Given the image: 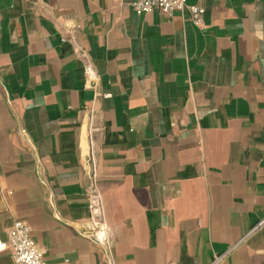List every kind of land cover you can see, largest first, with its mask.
<instances>
[{
    "label": "crops",
    "instance_id": "crops-1",
    "mask_svg": "<svg viewBox=\"0 0 264 264\" xmlns=\"http://www.w3.org/2000/svg\"><path fill=\"white\" fill-rule=\"evenodd\" d=\"M185 3L200 27L121 0H0L3 240L24 219L47 264H105L79 233L88 109L115 264H264V0Z\"/></svg>",
    "mask_w": 264,
    "mask_h": 264
},
{
    "label": "built area",
    "instance_id": "built-area-1",
    "mask_svg": "<svg viewBox=\"0 0 264 264\" xmlns=\"http://www.w3.org/2000/svg\"><path fill=\"white\" fill-rule=\"evenodd\" d=\"M128 4L137 15L148 13L157 9L164 16L175 12L186 11L188 20L195 27L202 24L203 8L198 5H187L185 0H121ZM76 27H74L75 29ZM73 29V30H74ZM71 33V31H69ZM63 43L71 41L73 52L78 59L88 58L87 51L77 42L62 37ZM83 84L87 90L97 91L100 78L91 62L86 61L82 66ZM104 98H109L106 94ZM87 114L86 127V164L88 182L85 186L86 206L88 216L84 228L79 232L91 241L103 253L105 264H115L112 250V239L108 225L105 221L102 196L97 182V139L101 136L103 128L93 122L91 110ZM2 189L0 187V193ZM264 220V219H263ZM6 239L0 237V253L10 250L14 264H47L44 250L40 248L31 236V226L27 220L17 219L7 229ZM220 256H215L209 264H215Z\"/></svg>",
    "mask_w": 264,
    "mask_h": 264
}]
</instances>
